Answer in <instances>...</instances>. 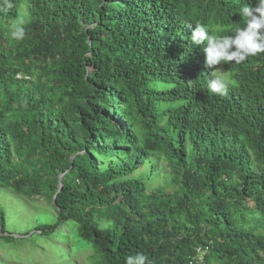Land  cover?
Segmentation results:
<instances>
[{"label": "trees", "instance_id": "16d2710c", "mask_svg": "<svg viewBox=\"0 0 264 264\" xmlns=\"http://www.w3.org/2000/svg\"><path fill=\"white\" fill-rule=\"evenodd\" d=\"M249 3L0 0V189L53 209L30 242L90 264H264V53L222 64L221 96L190 40L197 22L234 34Z\"/></svg>", "mask_w": 264, "mask_h": 264}, {"label": "rangeland", "instance_id": "374dc122", "mask_svg": "<svg viewBox=\"0 0 264 264\" xmlns=\"http://www.w3.org/2000/svg\"><path fill=\"white\" fill-rule=\"evenodd\" d=\"M216 68L222 70L221 65ZM161 172L158 170L162 176ZM155 185H158L157 180L150 186ZM0 206L6 215L4 235L14 239L8 243L0 239V264H90L88 257L91 252L88 248H71L67 240L57 236L48 243L44 240L30 242L27 239L33 233L36 223H49L52 220L53 209L48 202L26 199L10 189H0ZM62 230L67 232L66 228ZM70 244L74 245L71 239Z\"/></svg>", "mask_w": 264, "mask_h": 264}, {"label": "clouds", "instance_id": "9594fccd", "mask_svg": "<svg viewBox=\"0 0 264 264\" xmlns=\"http://www.w3.org/2000/svg\"><path fill=\"white\" fill-rule=\"evenodd\" d=\"M238 13L244 24L243 27L235 28L234 34L217 37L207 25L199 22L191 29L192 45H203L206 66L219 73L207 82V90L213 94L223 96L229 87L236 84L235 79L225 75L216 66L232 62L239 65L250 56L264 53V0H256L255 7L251 3L243 4ZM25 24L26 20L19 18L10 25V37L13 40L24 38ZM124 264H152V261L143 252H136L128 255Z\"/></svg>", "mask_w": 264, "mask_h": 264}, {"label": "built area", "instance_id": "2783aa9c", "mask_svg": "<svg viewBox=\"0 0 264 264\" xmlns=\"http://www.w3.org/2000/svg\"><path fill=\"white\" fill-rule=\"evenodd\" d=\"M204 252H205L204 250L202 251V250L199 249V250L197 251V253H198V258H200V257L204 254Z\"/></svg>", "mask_w": 264, "mask_h": 264}]
</instances>
